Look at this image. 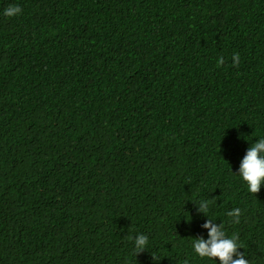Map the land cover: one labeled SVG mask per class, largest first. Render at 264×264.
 <instances>
[{
  "label": "trees",
  "instance_id": "obj_1",
  "mask_svg": "<svg viewBox=\"0 0 264 264\" xmlns=\"http://www.w3.org/2000/svg\"><path fill=\"white\" fill-rule=\"evenodd\" d=\"M260 138L264 0H0V264H212L207 217L264 264Z\"/></svg>",
  "mask_w": 264,
  "mask_h": 264
},
{
  "label": "clouds",
  "instance_id": "obj_2",
  "mask_svg": "<svg viewBox=\"0 0 264 264\" xmlns=\"http://www.w3.org/2000/svg\"><path fill=\"white\" fill-rule=\"evenodd\" d=\"M18 5H9L3 15L5 17H14L21 13ZM239 61V55H233V63ZM219 64H223V59L219 60ZM233 174V173H232ZM242 185L250 194H257L264 187V138L257 139L255 143H251L247 148L245 155L240 160L237 174ZM209 200H200L198 204H194L197 214L207 217L209 210ZM231 218V223H239L241 210L234 208L227 213ZM206 230V238L200 236L192 239V251L194 255L202 260H209L212 264H250L238 242L235 234L229 236L225 231L223 224H217L213 220L207 219L202 225ZM149 239L145 234H136L133 238V251L137 253L144 252L148 247Z\"/></svg>",
  "mask_w": 264,
  "mask_h": 264
}]
</instances>
